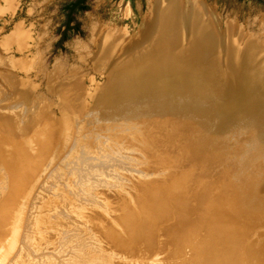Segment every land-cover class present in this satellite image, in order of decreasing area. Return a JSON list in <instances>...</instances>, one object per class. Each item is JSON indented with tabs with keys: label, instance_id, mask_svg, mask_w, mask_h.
I'll return each instance as SVG.
<instances>
[{
	"label": "bare ground",
	"instance_id": "6f19581e",
	"mask_svg": "<svg viewBox=\"0 0 264 264\" xmlns=\"http://www.w3.org/2000/svg\"><path fill=\"white\" fill-rule=\"evenodd\" d=\"M15 8L14 0H5V6L0 5V14ZM92 33L90 44L96 49L94 56H91L92 53L87 44L79 43L80 47L77 48L82 55V61H85L88 55L92 57L87 59L90 65L89 71H98L106 76L104 85L106 89L102 93L99 92L94 101L96 100L98 105L103 102L111 103V106L108 105V113L111 116L103 115L101 110L104 118L111 117L110 121L115 122L114 117L118 113L119 115L129 114L131 118L128 120L131 122L133 119L139 125L138 137L137 140L127 141L125 146H122L120 153H116L120 154L118 158L112 153L116 150V146H106L105 149L97 145H94V148L78 147L76 149L78 156H71L67 163L77 166L82 160L92 161L91 165H97L98 169L91 175L81 176L84 184L79 186L85 189L75 192L72 188L68 189L69 195L57 199L56 203L60 206V211L53 213L49 210L45 217L56 216L57 219L59 216L61 218L64 216L66 220L69 218L73 221L74 226L80 221L85 222L88 228L113 220L114 225L117 226L126 223L129 226L128 232L135 235L138 233V225L171 219L178 210L185 209L186 213L189 212L190 227L186 244L195 251V260L199 263L221 264L223 260H228L231 264H237L240 261L264 264V235L255 232V227L260 223L262 211L255 210L257 213H252L247 206H244L245 201L244 203L242 201H248L251 196L248 192L251 188L248 181L249 174L260 172V170L257 171L256 165L260 162V153H264V141L262 139L260 143H258L259 140L256 141L261 146L260 152L253 154L247 147L249 137L241 136L240 145L233 150L234 156L228 158L222 155L224 144L218 141L224 133L231 135L237 132L238 123L253 117V114L257 112L256 104L260 106L264 104L262 89L264 88V19L260 21L257 33L254 35L246 32L235 21H229L224 29L221 28L218 16L202 0H148V11L140 24L138 36L133 38L132 42V36L117 28L104 29L101 25H93ZM30 36L19 25L6 43H14L18 46V50H23L29 46L27 40ZM37 41L34 62L40 67L39 71L37 70L38 75L44 76L46 73L51 88L49 90L53 89L58 78L62 86L68 85L65 89L82 90L83 86L80 83L74 86L71 84L74 80L81 78L79 70L66 74L58 65H55L52 72L49 74L46 72L43 65L44 52L40 50L41 38ZM4 52L3 45L0 44V91L3 90L0 94L9 96L11 90L17 89L20 92L22 85L18 80L12 79L15 76L13 70L15 65L8 61ZM19 64L21 62L17 61L16 66L19 67ZM224 68L225 74L222 72ZM61 74H64L63 78ZM221 74L228 75L225 84H229V87L222 92V95L220 94L222 98H216L217 101L227 105L241 97L245 100L243 107H234L227 112V115L222 114L224 111L222 107L208 108L211 102L206 98V93L200 89L203 84H207V91L210 93L208 86L214 81H217V85ZM174 81L180 83L171 85ZM182 83L193 84L200 88H192ZM152 84L158 86L130 89L139 85ZM251 91H255L257 95L250 93ZM18 94L16 98L19 97ZM185 97L191 100L189 104L186 103L187 100H183ZM198 100L200 101L197 102ZM113 113H115L114 116H112ZM146 114H149V117ZM46 115V109L42 107V116ZM243 117L245 119H242ZM144 118L156 123L149 124ZM202 118L213 122L209 131L219 134L220 138L218 137L216 141L207 132L197 135L199 136L197 138L194 137L193 133L197 134L195 131L199 130L197 128L199 126L195 127L198 124L197 119ZM117 126V124L112 126L110 124L109 129H117ZM222 127L224 130H221ZM253 135L257 134L253 133ZM177 137L189 144L187 147L184 146L185 151L183 150L182 154L170 149V146L175 144L172 143L175 141L174 138ZM81 138L83 141L89 139L86 135ZM144 138H155L156 141L150 143ZM58 144L59 138L55 146L57 147ZM252 144L255 145V143ZM47 148L49 147L39 146L19 151L3 150L0 158V192L3 196L15 194L23 186L31 187L32 181L37 178L40 170L44 168L45 171L49 170L52 165L57 164L60 154L55 153L52 148L51 150ZM200 163L207 167L198 165L195 169H190L192 165L189 167L187 165ZM150 167H155L153 169L158 173L166 172L167 174L154 175ZM150 172H153L154 177H150ZM222 172H227L231 178L233 177L232 182L230 181L232 189L223 195H212L218 190L219 182L221 183L224 178L221 177ZM140 173L145 177H140ZM95 188L99 189L95 193L101 195L107 201V205L97 201L95 194L90 190ZM113 188L117 189L111 193L110 190ZM62 198L65 200H61ZM194 205H198L199 208L191 211L190 208ZM88 206L95 209L89 210ZM49 207L42 204L36 210L43 211ZM62 207H67V210ZM25 209H27L26 204L24 209L18 208L15 216L12 217L11 237L3 244L2 249L5 251L2 255L13 252L15 248L18 249L17 246L23 234L26 235L28 230H34L35 225L29 221ZM117 210L123 213L122 217H114L116 213L112 215V212ZM3 212L5 208L2 207L0 208V231L5 226L3 219L6 218H2ZM61 223L62 221H59V224ZM129 243L131 244V241ZM26 245L31 249L27 239ZM97 251L95 253H99ZM37 252L30 251V254L37 255ZM90 253L93 254V251ZM53 254L61 257L60 253L50 255ZM57 257L50 260L56 263ZM100 257L101 254L98 258ZM4 261H7L6 258L2 261L5 264ZM38 262L40 263V260Z\"/></svg>",
	"mask_w": 264,
	"mask_h": 264
},
{
	"label": "rangeland",
	"instance_id": "374dc122",
	"mask_svg": "<svg viewBox=\"0 0 264 264\" xmlns=\"http://www.w3.org/2000/svg\"><path fill=\"white\" fill-rule=\"evenodd\" d=\"M202 1L215 12L219 18L220 27L223 29L229 21H235L239 26H242L246 32L255 35L259 28L260 21L264 19V0ZM14 2L16 7L15 10L11 9L8 12H4L2 15L0 14V44L3 45L4 54L8 58V61H10L12 65H15L13 69L15 76H13L12 79L15 81L18 80L22 88L20 92L17 91V89L9 91V96H7V94H0V158L4 152L3 150L11 149L12 151H19L23 149H33L39 146H48L50 150L52 148L54 152L59 153L60 156L57 160V164L52 165V168L46 171L45 168L40 170L41 172L38 174L37 178L32 181L33 185L31 187L23 186L15 194L6 197L0 192V208H5L2 218H6L3 219L5 220L4 229L0 231V256L5 251L2 249L3 244L11 237V220L12 217L15 216V212H17L18 208L23 207L24 209V205L26 204L27 209L25 210L28 213L29 221L35 225L34 230H28L26 235L25 233L23 234V238L17 246L18 249L15 248L13 252L4 254L6 257L2 255L0 259L3 261V259L6 258L7 261H4L5 264H27L29 260L31 262L28 264H46L47 262L48 264H201L195 260V251L186 244L190 227L188 222L189 212L186 213L185 209L184 211L178 210L171 219L161 220L158 223L148 222V224L146 222V224L143 223L138 225V233L135 235L128 232L129 226H127L126 223L117 226L114 225L115 223L113 220L104 222L102 225H93L91 228H88L85 222L80 221L76 222L74 226V222L69 218L66 220L64 216H62V218L61 216L57 217L58 220L55 218L56 216L45 217L49 210L53 213L54 211H60V206L56 203L57 199L58 197L69 195L67 193L68 189L71 190L72 188L73 192L85 189L80 188L83 186H79L84 184V181L80 178L81 176L91 175L92 172L98 169L97 165H91L92 161L88 162L82 160L81 163H79L80 165L77 166L67 163L68 158L71 156H78V151L76 150L78 147L87 146L94 148L93 146L97 145L105 149L107 148L106 146H116V150L112 153L118 158L117 156L120 154L116 153H120L122 146H125L127 141L137 140L139 125H137V121L133 119L131 121L132 123L128 120L131 118V116H128L129 114H116L114 117L115 122L110 121L111 117L104 118L102 116L101 110L102 113H104L103 115L108 114V116H111L110 113H108V107L111 106V103L103 102L98 105L95 102L96 100L94 101V98L102 93V91H105L104 89L106 88L104 85L106 83V76L98 71H89L90 65L87 59L91 56L93 57V54L96 52V49L90 44L93 34V25H101L104 29L117 28L126 31L129 36H132V42V39L138 36L140 24L148 11V0H85L86 9L77 11L73 14L70 29L66 27L65 23L69 13V6L76 2V0H14ZM0 5L4 7L5 0H0ZM19 25L23 27L27 35H31L27 40L29 46L25 47L23 50H18V46L14 43H6L7 39L12 37L13 32L16 31ZM40 38L42 41L40 50L44 52L43 65L46 72L48 74L52 72L55 65H58L66 74L74 70H79L81 78L77 79L79 78L77 77V80H74L71 84L74 86L80 83L83 86L82 90L73 89L70 91L65 89L68 85L65 84L62 86L59 82L60 78H58L57 82L54 84L53 89L49 90L51 88L48 84L49 81L48 77H46V73L44 76L38 75L40 67L34 62L38 44L37 40ZM79 43L80 45L87 44L90 47V53H92V55L85 57V61L87 62L81 60L82 55L77 48L78 46L80 47ZM17 61L21 62L19 67L16 66ZM222 72L225 74L226 69L224 68ZM64 74L60 76L63 78ZM227 77L228 75L223 76L221 74L218 78L217 85V81L211 83L210 86H208L210 93L207 91V84H203L202 88L193 84H182L189 85V87L192 88H200L206 93V98L211 102V105L207 107L210 109L215 108L211 106H217V108L222 107L224 110L222 114L227 115L230 109L234 107L241 108L245 104V100L242 97L237 101L235 100L232 104L227 105L224 104V102L221 103L217 101L216 98H222V92L229 87V84H225ZM177 83L180 82L174 81L171 85ZM71 84L70 86H72ZM101 85L103 86L101 87ZM152 86L158 85H139L130 89H146ZM262 89L264 90V88ZM1 91L3 92V90ZM255 91H251L250 93H255V95H257ZM17 94L19 96L18 98H16ZM183 100H187L186 103L188 104L191 102V100L186 97ZM201 101L204 102L203 100ZM177 105H179V103H177ZM256 106L257 112L253 114V117L251 116L249 119L238 123L237 132H231V135L224 133L220 138L219 134H216V132L209 131L213 126V122L206 118L197 119L198 124L195 125V127L199 126L197 127L199 130L195 131L197 134L193 133V135L197 138L199 137L197 135L207 132V134L210 133L214 141L219 137V143L224 144V153L221 152L224 158L234 156L233 150L240 145L239 141L242 139L241 136L249 137L247 147L253 154L257 151L260 152L259 147L261 146L258 143H260L261 139L264 141V104L262 106L256 104ZM42 107L46 109L47 115L45 117L42 116ZM114 114L115 113H113L112 116H114ZM146 116L149 117V114H146ZM144 119L149 122V124L156 123L151 122L149 119ZM242 119L245 118L243 117ZM89 123H91V125ZM105 124L107 126H110V124L111 126L112 124H117L118 126L116 127L117 129H109V126L107 127ZM17 129H19V131ZM221 130H224V128L222 127ZM151 132H155V130H151ZM261 132L263 133L260 134ZM13 133L15 135H13ZM67 133L68 135H66ZM253 133L257 135H253ZM89 134L91 136H89ZM84 135L89 138V141L82 140L83 138L81 137ZM260 135H262V137ZM1 138H3V140ZM57 138H59V144L56 147ZM144 139L146 142L150 143L156 141L155 138ZM174 140L175 141L172 143L175 144L170 146V149H173V151H176L178 154L184 153V146H189L187 141L179 139V137L176 139L174 138ZM257 140H259V142ZM252 143H255V145ZM10 145H13L14 148ZM226 145L228 147H226ZM29 146L32 147L30 148ZM256 146L258 148H256ZM90 148L88 150H90ZM261 149L262 148H260V150ZM89 154L91 155L92 153ZM263 162L264 153L261 152L260 162L256 165V168H258L257 171L260 170L259 174H249L248 181H250L251 188L248 192L251 196L248 201L242 200L243 203L245 201L244 206H247L252 213H257L255 210L262 211L260 223L255 227V232L260 235H264ZM187 165L188 167L192 165V167H189L190 169H195L198 165L207 167L202 163ZM153 168L155 167H150L154 175L156 173V175H163V173H166L160 172V174L154 171ZM153 172L149 173L150 177H154ZM142 176L141 174L140 177ZM221 177L225 179L223 178V183L219 182V186L217 187L218 190L214 191L212 195H223L232 189V187H230V181L233 180V177L231 178L227 172H222ZM227 187L230 188L228 189ZM115 189L117 188H113L110 192L112 191L111 193H113ZM253 189L256 190L254 191ZM90 190L95 194L98 202L107 205V201L101 195L95 193L99 189L95 188L94 190ZM123 192L125 194V191ZM61 200L65 199L62 198ZM42 204H46L50 207L43 211L36 210L37 207L40 208ZM62 208L67 210V207ZM193 208H190L191 211L199 208V206L194 205ZM88 209L94 210L95 208L88 206ZM250 211H248L249 215H251ZM112 215L120 218L123 213L117 210L112 212ZM43 217H45V219ZM59 221H62V223L59 224ZM86 234L88 235L86 236ZM34 238L41 240L34 241ZM26 239L31 249L27 247ZM130 241L131 244L129 243ZM93 247L96 248L95 251ZM34 250L36 252L39 251V253L37 252V255L30 254V251ZM84 250H86V252ZM92 251L93 254L90 253ZM96 251L99 253H95ZM102 252L105 253L102 254ZM52 253H60V258L62 259L55 256V254H53L54 256L50 255ZM99 254H101L100 258H98ZM7 255H9V257ZM85 255L88 259L87 257L85 258ZM55 257H57V261L53 263L50 259H55ZM39 260L40 263L38 262ZM60 260L62 262H60ZM2 261L0 262L4 264ZM224 263L231 264L228 260H223L221 264ZM237 264L250 263L247 261H240Z\"/></svg>",
	"mask_w": 264,
	"mask_h": 264
},
{
	"label": "trees",
	"instance_id": "16d2710c",
	"mask_svg": "<svg viewBox=\"0 0 264 264\" xmlns=\"http://www.w3.org/2000/svg\"><path fill=\"white\" fill-rule=\"evenodd\" d=\"M84 9H86L85 0H76V2H74L71 6H69V13L67 15V20L65 23V25L68 29L71 28L70 23L73 20V14L77 11H81Z\"/></svg>",
	"mask_w": 264,
	"mask_h": 264
}]
</instances>
